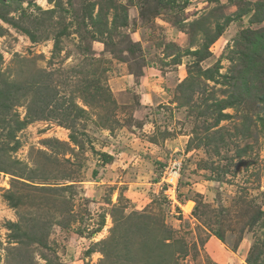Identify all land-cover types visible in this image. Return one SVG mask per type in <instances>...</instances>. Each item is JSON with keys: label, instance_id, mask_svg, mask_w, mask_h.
Here are the masks:
<instances>
[{"label": "rangeland", "instance_id": "rangeland-1", "mask_svg": "<svg viewBox=\"0 0 264 264\" xmlns=\"http://www.w3.org/2000/svg\"><path fill=\"white\" fill-rule=\"evenodd\" d=\"M0 34V264H264V0H0Z\"/></svg>", "mask_w": 264, "mask_h": 264}, {"label": "trees", "instance_id": "trees-1", "mask_svg": "<svg viewBox=\"0 0 264 264\" xmlns=\"http://www.w3.org/2000/svg\"><path fill=\"white\" fill-rule=\"evenodd\" d=\"M168 2H171V1H173V0H167ZM1 35V34H0ZM253 62V61H252ZM252 64V63H251ZM251 64H249V68H250V66H251ZM260 65V61L259 60H255V62H254V66H255V68H257L258 66ZM255 68H253V70L255 69ZM244 73H247L246 71H244ZM264 75V73H263V71H262V69L261 70H259V71H254L253 72V76H252V78H259L260 76H263ZM241 78H243V76H240ZM248 84V83H247ZM247 84H246V88H248L247 87ZM54 95H48L46 98H44V100L42 101V104H41V107H40V112L42 113V116L43 117H45L48 113H50L51 111H53V109H55V107H56V105H52L53 103H55L56 101H55V99H54ZM0 98H2V93L0 92ZM52 106H54L53 108H52ZM30 117L32 116V114H31V112H29V114H28ZM33 116H34V118L36 117V115L35 114H33ZM33 118V119H34ZM27 121H30V120H28V119H26ZM18 124H19V128L20 127H22L23 125H24V122L23 121H21V120H19V122H18ZM8 226L10 227V228H14L15 226H16V223L15 222H9L8 223Z\"/></svg>", "mask_w": 264, "mask_h": 264}, {"label": "built area", "instance_id": "built-area-1", "mask_svg": "<svg viewBox=\"0 0 264 264\" xmlns=\"http://www.w3.org/2000/svg\"><path fill=\"white\" fill-rule=\"evenodd\" d=\"M173 168L175 169L174 173L176 174V172H177V171H176V165H173L172 169H173ZM175 195H176V197H175L174 199L177 200V191H176V194H175ZM177 202H178V201H177Z\"/></svg>", "mask_w": 264, "mask_h": 264}]
</instances>
